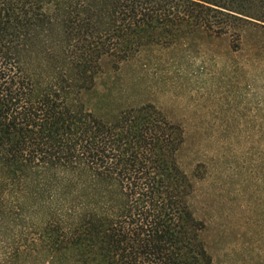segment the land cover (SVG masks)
I'll use <instances>...</instances> for the list:
<instances>
[{
    "label": "trees",
    "instance_id": "trees-1",
    "mask_svg": "<svg viewBox=\"0 0 264 264\" xmlns=\"http://www.w3.org/2000/svg\"><path fill=\"white\" fill-rule=\"evenodd\" d=\"M249 31L263 127L264 0H0V264H211L181 125L151 104L109 120L78 96L101 54Z\"/></svg>",
    "mask_w": 264,
    "mask_h": 264
},
{
    "label": "rangeland",
    "instance_id": "rangeland-1",
    "mask_svg": "<svg viewBox=\"0 0 264 264\" xmlns=\"http://www.w3.org/2000/svg\"><path fill=\"white\" fill-rule=\"evenodd\" d=\"M161 39L125 60L101 54L93 88L79 103L109 120L151 104L179 123L184 142L176 162L191 185L188 206L204 223L199 238L211 264H264V167L261 178L255 167L264 126L256 124L254 67L247 62L262 40L254 31L239 47L230 35Z\"/></svg>",
    "mask_w": 264,
    "mask_h": 264
}]
</instances>
